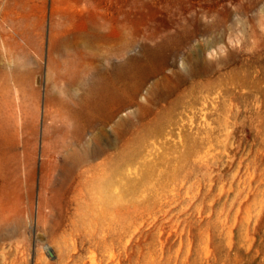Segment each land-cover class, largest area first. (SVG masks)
<instances>
[{"label":"rangeland","instance_id":"obj_1","mask_svg":"<svg viewBox=\"0 0 264 264\" xmlns=\"http://www.w3.org/2000/svg\"><path fill=\"white\" fill-rule=\"evenodd\" d=\"M85 1L0 0V264H264V0Z\"/></svg>","mask_w":264,"mask_h":264},{"label":"bare ground","instance_id":"obj_2","mask_svg":"<svg viewBox=\"0 0 264 264\" xmlns=\"http://www.w3.org/2000/svg\"><path fill=\"white\" fill-rule=\"evenodd\" d=\"M84 2L86 1L84 0ZM88 3L89 1L87 2V4ZM122 37H123V33H121V38ZM125 50H126V46L122 45L120 47L121 54L125 53ZM125 66H126L125 63L116 64L115 66L112 67L111 71L109 72V76L107 77H105L103 74L98 77H95L93 73L91 72L90 74H87V75L83 74L82 76H79V77L75 75V78H73L72 80L64 81V83H67L72 87L73 85H76V87H78L81 92V94H78V93L76 94L73 92L72 89L63 90L62 92L66 96L65 97L66 103L68 104V107L70 109L69 110L70 113L67 116H71L72 120L78 121V122L76 121L75 123H73V127L75 130H80L82 127L83 122L80 121V118L82 117L83 113L81 110H77L76 108L71 109L69 104L77 103L82 107L89 108L92 106L103 105V103L106 102L105 101L106 99L108 100L116 99V96L118 94L114 92L113 85H115L118 80L125 79L126 73H127ZM7 77L9 81H11L12 78H13L12 80L16 78L18 82V87L15 85L16 87L14 89L8 90L6 93L7 98H11L13 100L12 102L14 103V107L16 108V109H12L11 113L12 115H16L18 117L24 116L27 114V112L26 111L24 112L22 110L24 106L23 104L26 103L27 105H29L27 102L31 100V97L29 95V93H31L30 90L23 92L20 88L21 81L25 82L26 79L24 80L21 79L22 77L17 75L16 73L8 74ZM125 89L126 87L124 86L121 88V91H125ZM115 91L118 92L117 90ZM51 99L53 101H57V100L61 101L59 96L58 97L52 96ZM63 101H65V99ZM82 128H85V127L83 126ZM60 129L61 131H65L66 129L67 131H70V127H67L66 129L64 128H60ZM74 138L75 136L69 139H71L70 141L73 142Z\"/></svg>","mask_w":264,"mask_h":264},{"label":"water","instance_id":"obj_3","mask_svg":"<svg viewBox=\"0 0 264 264\" xmlns=\"http://www.w3.org/2000/svg\"><path fill=\"white\" fill-rule=\"evenodd\" d=\"M46 252L48 254L49 257L53 258L54 257V253L52 252V250L49 247H46Z\"/></svg>","mask_w":264,"mask_h":264}]
</instances>
